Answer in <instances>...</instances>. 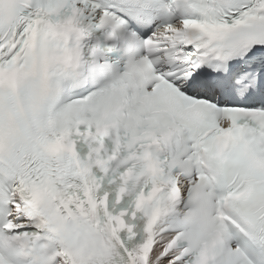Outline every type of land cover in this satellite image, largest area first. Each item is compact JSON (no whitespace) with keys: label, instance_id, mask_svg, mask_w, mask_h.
Segmentation results:
<instances>
[{"label":"snow or ice","instance_id":"1","mask_svg":"<svg viewBox=\"0 0 264 264\" xmlns=\"http://www.w3.org/2000/svg\"><path fill=\"white\" fill-rule=\"evenodd\" d=\"M0 264H264V0H0Z\"/></svg>","mask_w":264,"mask_h":264}]
</instances>
